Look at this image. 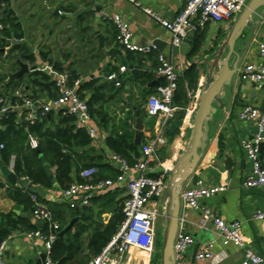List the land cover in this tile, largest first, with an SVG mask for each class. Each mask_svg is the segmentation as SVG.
<instances>
[{"label":"crops","instance_id":"1","mask_svg":"<svg viewBox=\"0 0 264 264\" xmlns=\"http://www.w3.org/2000/svg\"><path fill=\"white\" fill-rule=\"evenodd\" d=\"M185 1L140 0L145 8L152 10L167 21L177 18ZM5 13L19 20L25 35L22 40L23 45H26L36 56L35 64L23 61L28 65L29 72L61 62L67 70L73 65L72 69L78 72L81 83H84L95 78L108 81L106 72L110 65L118 67L119 72L122 67H127V72L120 73L126 77L127 83L118 100L114 101L110 108V112L113 110L112 117L117 119L123 117L128 111L135 113L136 117L137 112L140 114V108L147 113L148 99L156 93L158 85L164 80L157 74L160 58L175 65L182 74L189 68V65H197L201 74L198 85L200 88L201 77L206 76L205 68L202 70L200 66L201 62L207 58L210 50L219 41L222 43L236 21L229 24L209 23L206 29L199 33L203 36L202 42L197 41V34L183 45L175 47L171 33L129 0H2L0 19L7 17ZM114 15H121L129 22L135 43L156 47V50L149 55L132 53L134 57H144L142 66L137 63L125 64L128 52H125L117 43V31L112 21ZM97 35L105 37L106 53L99 49ZM263 38L264 7L253 16L243 38L236 44L235 51L241 57V63L232 86L223 90L225 109L219 110L214 116L210 125V142L207 144L206 153L197 171L183 188L193 178L202 179L208 186L226 185L228 187L226 192L204 200L203 203L225 222H240L247 249L264 259V222L255 219L258 211H264V189L243 188L244 181L251 175L252 163L247 158L242 142L253 139L257 133V127L253 122L239 119L241 110L246 106H254L260 111L264 107L262 91L254 83L242 81L240 77L246 65L262 63L259 43ZM197 45L199 52L192 55V50ZM6 49L0 60V79L6 78L5 83L0 81V94L4 91V85L11 79V76L20 70L15 66L16 60L9 57ZM112 51H116L114 57L111 55ZM44 55H48V60H44ZM134 69L154 73L153 83L147 86L136 83L133 79ZM153 87L154 89L150 91ZM31 93L32 91L26 88L24 94ZM38 99L45 103L52 101L48 93H40ZM141 120L146 140L155 138L156 121L149 116L146 120L142 118ZM153 122L154 125H152ZM94 126L98 134L92 144L95 155L105 156L106 162L110 164V159L114 154L107 146L109 133L95 123ZM135 126L136 123L133 128L136 133ZM192 127V118L191 120L184 118L179 135L173 139L167 137L166 129L157 159L151 162V174L158 175L166 168L172 167L178 154L190 144ZM189 132L190 138H188ZM185 138L188 139L185 140ZM178 142L181 146L177 148ZM261 160L264 166V151L261 154ZM76 176L74 171L75 179ZM0 179L7 184V187L10 185L5 178L0 176ZM34 189L40 197L52 204L67 202L64 198V191L57 182H54L50 189L41 187ZM117 191L122 193L119 197L125 199L126 190L119 188ZM15 211L26 214L16 209L15 203L7 198L6 188H0V212ZM200 218L199 211L191 210L187 213L184 227L186 232L194 237L195 245L185 252L177 264H241L245 256L244 250L233 245L224 246L220 242L216 243L213 248L214 259L212 261L201 262L197 259V254L204 251L215 239L212 233L199 228ZM104 219L108 222L110 215L104 216ZM33 221L36 222L34 217ZM45 254V243L38 238H28L25 233L16 232L5 242L6 264H40L41 257ZM141 255L140 252H133L132 256L126 257V263L122 264H139Z\"/></svg>","mask_w":264,"mask_h":264},{"label":"built area","instance_id":"2","mask_svg":"<svg viewBox=\"0 0 264 264\" xmlns=\"http://www.w3.org/2000/svg\"><path fill=\"white\" fill-rule=\"evenodd\" d=\"M129 1L168 30L173 37V46L178 47L186 43L191 37L204 31L209 23L229 24L234 22L250 0H186L184 7L173 21H167L152 10L145 8L140 0ZM59 14L63 15L62 12ZM112 21L117 31V43L125 52L149 55L156 50L154 45L146 46L135 43L131 26L121 15H114ZM11 43L12 45H23V41L17 39H13ZM6 50L9 52V48ZM259 53L262 63L246 65L240 77L242 81L254 83L264 95V38L259 43ZM38 71L47 73L53 78L56 84L57 97L50 103H45L39 99H25L23 105L13 106L10 103L13 96L10 99L0 96V118L13 110H26L27 121H33L39 116L42 117L49 113L64 112L74 117L76 127L86 129L91 139L95 141L98 134L89 105L78 93V88L82 85L81 81H73L69 70L65 69L64 72H59L54 65H48L44 69H38ZM127 71V67H122L119 73L109 75L107 80L115 83L116 87H120V73ZM157 74L164 78V83L158 85L156 93L148 99L146 106L148 116L156 121V136L147 140L142 146L141 158L133 166H130L126 161L114 155L110 159V164L121 172L116 180L108 179L91 183L99 174V169L92 167L80 173V177L86 181L85 184L74 183L68 190L64 191V198L70 207L81 209L89 206L96 195H103L119 188L126 190L123 203L124 221L117 234L101 254L93 257L89 264L126 263V257L132 256L133 252L146 254L149 257L148 264H150L151 259L158 253L157 241L160 222L166 221L167 199L165 200V191L170 169L166 168L158 176L153 177L151 176V162L157 159L169 122L181 110L173 102L182 72H179L172 63L160 58ZM25 91L26 88L23 87L22 90L15 93V97L24 96ZM189 98L191 104L186 109L185 120L187 118L191 120L193 117L196 109L194 104L198 96L193 98L192 92H189ZM239 119L253 122L257 127L255 137L242 142L247 158L252 163L251 175L244 181L243 188L264 189V166L261 160V146L264 144V113L254 106H246L241 110ZM29 144L32 149H37L39 146L37 138L33 136L30 137ZM2 149L3 146H0V150ZM8 167L14 172V158ZM23 181L28 182L27 179H23ZM227 189L226 185L208 186L202 179L194 178L182 189L180 192V226L174 245L177 261L182 259L185 252L195 245V239L186 232L184 223H186L187 213L196 210L201 213L199 228L215 236L209 246L197 254L199 261H212L214 259L213 248L216 243L220 242L224 246L233 245L244 250L245 256L241 264L264 263L261 256L247 249L240 222H225L203 203L204 200L226 192ZM33 201L36 202V210L33 213L34 219L41 225L48 224L50 234L46 236L41 231H37L25 235L28 238H38L45 243L46 264H53L50 255L60 228L54 221L49 208L38 203L36 195L33 196ZM255 219L264 222V211H258ZM0 264H6L5 243L0 245Z\"/></svg>","mask_w":264,"mask_h":264},{"label":"trees","instance_id":"3","mask_svg":"<svg viewBox=\"0 0 264 264\" xmlns=\"http://www.w3.org/2000/svg\"><path fill=\"white\" fill-rule=\"evenodd\" d=\"M6 16L0 19V27H2L0 29V60L3 58V51L9 48V57L16 60L15 66L18 69L20 68L19 62L35 64L36 56L26 45H12L13 39L23 40L25 35L19 20L11 14ZM197 41L202 42L203 36L198 34ZM198 52L197 45L192 50V55ZM111 55L114 57L116 51H112ZM44 60H48V55H44ZM143 61L144 57H134L132 53H128L125 64L137 63L142 66ZM72 66L68 69L72 80H80V75L72 69ZM54 67L59 72L65 70L61 62L54 63ZM34 70L18 80L9 79L0 96L8 99L13 96L10 99L13 106L23 105L25 99H38L40 93H48L52 100L55 99L57 91L53 78L47 73ZM113 73H119V68L114 65L108 66L106 78ZM133 79L136 83L147 86L153 83L155 75L152 72L134 69ZM199 79L200 72L197 65H192L183 72L173 102L181 110L169 122L167 137L173 139L179 135L186 109L191 104L189 92L193 94L196 92ZM1 80L5 83L6 78ZM119 80L120 87H116L113 82L98 78L85 81L78 88V93L82 99L87 101L94 123L109 133L107 138L109 150L133 166L141 158L142 146L147 140L143 135L141 146L135 144V132L133 131L136 123L135 113L128 111L119 119L110 115L111 104L118 100L127 83L124 75H120ZM161 83L163 84L164 80ZM23 87L29 88L32 93L15 97L16 91ZM153 89L154 87L150 91ZM139 111L141 118L146 120L147 113L141 108ZM26 114V110H13L0 118V146H3L0 150V157L7 165H10L14 158V173L20 180L27 179L28 181L26 182L27 188L11 185L7 187V184L0 179V188H6L7 198L15 203L16 209L28 215L27 218H23L14 212H0V245L16 232L26 234L41 231L46 236L50 234L48 224L40 227V223L33 221V213L36 210L33 196L36 195L38 203L49 208L54 221L60 228L57 240L52 245L50 255L52 263L89 264L93 257L101 254L124 221L123 203L125 199L119 197L122 193L117 189L109 191L106 194L95 196L89 206L72 209L68 202L60 204L47 202L34 188L50 189L54 182H57L61 190L66 191L76 182L85 184L86 181L80 177V173L92 167L98 168L99 174L91 183L108 179L116 180L121 172L115 166L108 164L105 156L95 155L92 147L93 140L86 129L76 127L74 117L60 112L58 114L49 113L33 121H27ZM31 136L37 138L39 142L37 149L30 147ZM74 171L77 175L76 179L73 177ZM151 176L158 175L151 174ZM106 215H110L108 222L104 219ZM74 219L78 221L72 230L61 238L60 233Z\"/></svg>","mask_w":264,"mask_h":264},{"label":"water","instance_id":"4","mask_svg":"<svg viewBox=\"0 0 264 264\" xmlns=\"http://www.w3.org/2000/svg\"><path fill=\"white\" fill-rule=\"evenodd\" d=\"M263 7L264 0H250L234 22L223 42L218 46L214 58L206 64L205 82L198 97L200 103L194 114V120H192V138L190 144L178 154L177 159L170 168L167 181L165 191L167 199L166 226L162 238L160 264H177L174 245L180 226V192L184 184L197 171L201 159L206 153L207 144L210 142V125L214 116L219 110L225 109L223 90L232 86L236 71L241 63V57L235 51L236 44L243 38L247 26L252 22L253 16L258 14ZM97 39L99 41V49L106 53L105 37L97 35ZM19 65L20 70L11 76V78L16 80L29 72L27 64L19 62ZM261 112L264 113V107ZM136 117L135 144L136 146H141L144 125L138 112ZM261 150L262 152L264 151V144H262ZM0 176L5 178L11 186L28 187V184L20 180L1 159ZM14 213L23 218L28 217L27 214H22L19 211ZM77 221L78 219L71 221L68 227L60 233V237H64L67 232L72 230ZM46 261L47 255L45 254L41 257L40 264H46Z\"/></svg>","mask_w":264,"mask_h":264},{"label":"rangeland","instance_id":"5","mask_svg":"<svg viewBox=\"0 0 264 264\" xmlns=\"http://www.w3.org/2000/svg\"><path fill=\"white\" fill-rule=\"evenodd\" d=\"M222 42H223V41H222ZM220 43H221V41H219V42L216 44V46H214V48L210 50V52L208 53L207 58H206L203 62H201L202 65H200V66L202 67V70L206 67V64L214 58V56H215V54H216V50H217V48H218V46H219ZM9 55H10V53H9ZM197 67H198V66H197ZM198 69H199V68H198ZM199 72H200V70H199ZM200 76H201V74H200ZM199 80H200V79H199ZM200 83H201V82H200ZM200 91H201V89H200L199 86H198V89L196 90V92H195L194 94L192 93V97H193V98H196V96L199 97V93H200ZM193 100H194V99H193ZM199 103H200V101H199V99L197 98V101H196V103L194 104V108H196V109L194 110L195 112L197 111V109H198V107H199ZM112 112H113V110L110 112V115L113 114ZM194 114H195V113H194ZM194 114H193L192 120H194ZM111 116H112V115H111ZM190 135H191V134H190V132H189V136H188V138H190ZM188 138H185V140H187ZM165 226H166V221L162 220V221L160 222V231H159L158 243H157L158 253H157V255H155V256L153 257V259H151L150 264H160V261H161L162 238H163V234H164ZM73 264H77V263L74 262Z\"/></svg>","mask_w":264,"mask_h":264},{"label":"bare ground","instance_id":"6","mask_svg":"<svg viewBox=\"0 0 264 264\" xmlns=\"http://www.w3.org/2000/svg\"><path fill=\"white\" fill-rule=\"evenodd\" d=\"M204 82H205V77L202 76L201 77V83H200L201 87H202ZM180 146H181V144H180V142H178L176 147L178 148ZM147 262L149 263V257L146 254L142 253V255L139 258V264H146Z\"/></svg>","mask_w":264,"mask_h":264}]
</instances>
